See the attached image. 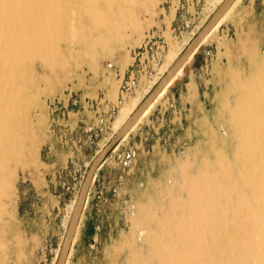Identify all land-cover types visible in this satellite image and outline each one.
<instances>
[{"label": "rangeland", "instance_id": "obj_1", "mask_svg": "<svg viewBox=\"0 0 264 264\" xmlns=\"http://www.w3.org/2000/svg\"><path fill=\"white\" fill-rule=\"evenodd\" d=\"M218 1L99 0L106 24L95 27L87 2L68 0L64 23L43 43L35 25L13 28L14 44L33 49L14 86L26 111L2 159L10 191L2 200L0 264L55 263L85 172L115 133L113 123L148 93ZM260 63L264 0H238L95 171L65 264L120 263L128 244L140 247L144 226L155 229L150 218L187 216V183L206 154V133L218 144L228 135L221 108L232 103L230 76L248 79ZM229 145L226 139V151Z\"/></svg>", "mask_w": 264, "mask_h": 264}, {"label": "bare ground", "instance_id": "obj_2", "mask_svg": "<svg viewBox=\"0 0 264 264\" xmlns=\"http://www.w3.org/2000/svg\"><path fill=\"white\" fill-rule=\"evenodd\" d=\"M67 1L0 0V216H2L1 214L4 211L2 200L8 197L10 191V179L9 176H6V171L5 173L3 171L2 159L7 154V142L9 140L13 142L16 139L14 128L16 123H18L17 120H19V113L25 110L24 102L26 103L20 96L21 92L18 93L14 90V86H16L15 84L19 78L18 71L20 67L24 62L31 59L29 51L33 49L29 50L31 48L29 47L28 53L21 44H14L11 31L14 30V27L29 28L35 25L34 29L38 35L36 37L37 42L43 43L47 37L55 35L64 23L63 11ZM83 1L87 2V12L95 27L104 26L106 17H104V12L99 9L101 7H97L99 0ZM112 1L108 0V2ZM236 2L238 0L233 5ZM233 5L217 26L225 19ZM36 45L30 44L32 47ZM52 58L54 59V56ZM50 63L53 62L50 61ZM179 74H181V71L177 76ZM230 79L231 86L228 87H231L229 93L233 96L232 103L230 102L229 105L226 106L224 104L222 108L220 107L222 109L221 114L224 115L226 113L228 115V119L223 120L228 127V135L224 137L221 144H218L215 142L211 132H209L210 134L206 133L208 135L206 154L200 164L198 163L195 167L196 171L189 176L187 183L189 201H187L186 206L190 208L189 213L187 216L182 215L183 217L172 221L166 219L162 221V216H160V220L158 218H150V221L155 225V229L152 230L150 227L144 226L146 232L145 236L144 234L142 236L140 247H132V241V243L128 244L129 251H127V256L120 263L110 259L108 264H192L189 261L191 258L194 260L193 264L198 262L199 264H264V219L261 220V215L258 217L259 213L256 211L259 208L262 212L264 210V63L257 64L255 74L248 79L239 80L235 75L230 76ZM30 98L32 99L33 97ZM136 106L131 107L132 109L130 110H128L129 108L124 109V111H128L122 112L117 117L113 123L115 132ZM226 139L230 141L229 150L227 151L223 146ZM185 176L187 177V174ZM187 184L185 185L187 186ZM183 189L186 192V189ZM159 196L162 195L159 194ZM181 205L178 206L181 207ZM183 206L181 208H184ZM161 208L163 209V206ZM260 209L258 211H261ZM175 213L177 214V211ZM163 214L166 213L164 212ZM151 216L154 217V215ZM138 222L143 226L142 219H139ZM79 223L80 220L69 251L76 239ZM170 235L173 238L169 237ZM145 245L147 247H144Z\"/></svg>", "mask_w": 264, "mask_h": 264}, {"label": "water", "instance_id": "obj_3", "mask_svg": "<svg viewBox=\"0 0 264 264\" xmlns=\"http://www.w3.org/2000/svg\"><path fill=\"white\" fill-rule=\"evenodd\" d=\"M236 0H221L212 13L208 16L204 24L196 34L187 42L185 47L179 52L173 62L154 83L148 93L141 99L133 111L129 114L123 124L113 134L110 140L94 156L87 168L79 191L74 199L73 207L67 221L64 235L59 247V251L54 264H65L69 248L75 235L78 222L82 216L86 203L88 190L94 178L95 171L101 165L108 152L127 135L132 127L137 123L145 111L153 104L161 92L171 84L177 74L183 70L184 65L191 59L201 43L205 40L211 30L217 26L223 16Z\"/></svg>", "mask_w": 264, "mask_h": 264}]
</instances>
